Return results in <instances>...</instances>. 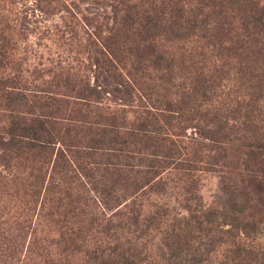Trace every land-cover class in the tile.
<instances>
[{"label": "trees", "instance_id": "16d2710c", "mask_svg": "<svg viewBox=\"0 0 264 264\" xmlns=\"http://www.w3.org/2000/svg\"><path fill=\"white\" fill-rule=\"evenodd\" d=\"M100 4L0 0V264L26 235L34 264H202L224 242L223 264H264L241 240L264 213L233 170L241 149L264 154V0ZM35 12L84 28L82 66H22ZM202 170L222 210L201 208ZM169 181L185 215L149 201Z\"/></svg>", "mask_w": 264, "mask_h": 264}, {"label": "rangeland", "instance_id": "374dc122", "mask_svg": "<svg viewBox=\"0 0 264 264\" xmlns=\"http://www.w3.org/2000/svg\"><path fill=\"white\" fill-rule=\"evenodd\" d=\"M84 15L90 17L93 13L99 11L100 3L106 0H72ZM31 26V33L27 40L19 43V54L23 67H29V70L34 67L41 69L52 66V63L57 59L71 62L72 64L80 62L85 63V57L89 50L85 46V30L84 28L76 26L75 21L71 16L65 14L64 17L51 16L44 17L35 12L29 16ZM77 63V64H78ZM41 74V70L39 73ZM32 76V75H31ZM36 76V75H35ZM44 76V75H43ZM33 77V76H32ZM193 131L187 129L185 134L189 136ZM186 141V140H184ZM233 170L235 172V179L239 186L245 188L247 194L253 200V204L264 213V154L258 151L241 149L233 158ZM0 174L4 175V171L0 166ZM194 192L197 194L199 204L202 209L222 210L225 206V196L220 190V181L218 174L214 171H196L194 173ZM169 186L163 195L149 196V201L162 203L167 207V214L172 217L176 215H185L186 212L180 206L178 196L179 189L175 187L172 181L168 182ZM0 187V199L3 198V193ZM5 200L0 201V210L3 209ZM151 236H145L141 242L156 251L155 244L158 235L156 232H151ZM37 234V239L40 237ZM149 242H145L148 240ZM29 236L26 235L18 246L17 257L18 260H13L11 264H34L38 261L32 252H29L27 245ZM31 239V237H30ZM29 239V240H30ZM243 243H252V247L264 253V219L258 226L257 232L252 238L241 239ZM229 245L224 242L215 247L213 251L207 255V258L202 264H223L222 258L225 253V248ZM73 264H77V259L73 258Z\"/></svg>", "mask_w": 264, "mask_h": 264}]
</instances>
